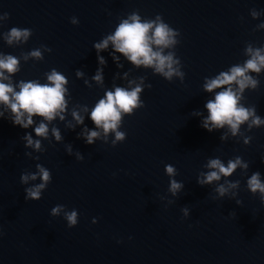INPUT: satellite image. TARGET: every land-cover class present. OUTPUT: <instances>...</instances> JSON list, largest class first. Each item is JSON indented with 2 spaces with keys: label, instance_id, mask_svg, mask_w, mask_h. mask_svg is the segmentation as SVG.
<instances>
[{
  "label": "water",
  "instance_id": "95a60500",
  "mask_svg": "<svg viewBox=\"0 0 264 264\" xmlns=\"http://www.w3.org/2000/svg\"><path fill=\"white\" fill-rule=\"evenodd\" d=\"M133 15L177 33L162 51L179 61L182 75L137 67L111 43L98 54L94 45ZM14 28L31 34L9 44ZM250 48L264 49V0H0V55L19 60L11 82L45 84L53 70L67 80L65 119L43 121L47 138L34 132L42 118L22 129L0 107V264H264V196L248 187L254 173L264 181V124L250 119L235 135L228 126H202L206 104L223 90L209 93L205 83L245 65ZM37 50L40 58L31 55ZM248 75L256 84L239 104L264 120V69ZM137 86L141 106L122 114L125 139L117 141L93 124L91 111L107 92ZM92 130L100 135L89 145ZM26 132L41 141L39 150L25 147ZM214 159L242 163L230 177L199 184ZM37 165L52 182L40 201H26L25 188L41 181L21 184L20 177ZM172 180L182 184L175 193ZM57 205L64 209L52 216ZM72 210L79 223L69 229Z\"/></svg>",
  "mask_w": 264,
  "mask_h": 264
},
{
  "label": "clouds",
  "instance_id": "9594fccd",
  "mask_svg": "<svg viewBox=\"0 0 264 264\" xmlns=\"http://www.w3.org/2000/svg\"><path fill=\"white\" fill-rule=\"evenodd\" d=\"M30 34L27 29L14 28L10 31L8 43L11 44L14 40H26ZM176 35L177 33L163 22H142L138 15H133L130 20L123 21L114 34L94 46L99 54V52L107 49L109 43H111L116 52L123 54L137 67H154L157 73L170 79L174 74L182 75L174 67L179 61L175 60L171 54L165 56L162 49L175 44ZM153 45L159 50L154 51ZM249 52L251 53V59L245 65L234 66L229 72L221 73L218 77L205 83V91L209 93H213L217 89H223L215 92L214 99L206 104L208 116L202 126L208 132L228 126L235 135L241 125L250 119L252 125L257 127L264 124V120L256 116L255 109H248L239 104L240 94L243 90L249 85L254 87L256 84V81L248 73H260L264 69V49L253 51L250 48ZM31 55L40 58L41 52L39 50L33 51ZM98 58L101 64L105 63L103 57ZM18 64V58L11 55H0V107L4 108L5 111H10V122L22 129H28L34 125L33 117L42 118L39 125L34 128V132L37 137L47 138L49 129L43 121L51 122L56 117H59L61 121L65 119L63 113L67 108L65 99L67 93L65 87L66 77L62 73L53 70L47 77L48 83L22 81L19 85H14L11 82V76L19 71ZM101 72L102 70H98L97 75L94 77L98 82L102 81ZM78 75H82V73H78ZM234 83L238 85L239 92L232 87ZM141 91V87L137 86L131 90L117 87L114 92H107L105 98L101 99L91 111L89 118L97 128H102L105 134L115 132L116 140L123 141L125 133L118 131L122 114H132L134 109L141 106L139 101ZM5 111H0V119H5ZM73 117L78 123L83 124L84 120L79 113L74 112ZM52 132L56 140L59 141L61 139L59 130L54 128ZM99 135L100 133L95 130L88 131L86 142L89 145L93 144ZM24 140L27 142L25 147H34L36 150L41 147V141L33 140L31 133L26 132ZM25 154L29 155L28 153ZM241 163V160L237 159L229 161L226 166L219 159L211 160L208 164L211 171L206 174L204 179L198 180V183L201 185L211 184L213 181H219L221 176L230 177L241 166ZM243 166L247 167L246 164ZM37 168V173L31 175L23 173L20 177L21 184H27L29 180L36 181L39 179L41 181L38 185L25 188L26 201H40L43 190L52 182L50 170L40 165H37ZM174 171L172 166H166L168 174H173ZM232 186L235 187L236 184H232ZM181 187L180 182L171 181V190L174 193ZM248 187L253 194L259 192L264 196V181H262L260 173L257 172L251 176L248 180ZM218 191L223 195L226 189L221 186ZM63 209V205H57L51 210V215L56 216ZM185 215H187V209H185ZM78 217L77 210L65 212V220L69 229L77 227ZM92 223H97V220L93 219ZM2 235L3 230L0 229V236Z\"/></svg>",
  "mask_w": 264,
  "mask_h": 264
}]
</instances>
